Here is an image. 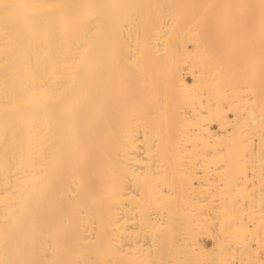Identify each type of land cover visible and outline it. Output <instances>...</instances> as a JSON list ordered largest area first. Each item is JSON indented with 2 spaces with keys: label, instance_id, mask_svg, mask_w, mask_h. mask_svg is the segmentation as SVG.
I'll use <instances>...</instances> for the list:
<instances>
[{
  "label": "bare ground",
  "instance_id": "obj_1",
  "mask_svg": "<svg viewBox=\"0 0 264 264\" xmlns=\"http://www.w3.org/2000/svg\"><path fill=\"white\" fill-rule=\"evenodd\" d=\"M0 264H264V0H0Z\"/></svg>",
  "mask_w": 264,
  "mask_h": 264
}]
</instances>
